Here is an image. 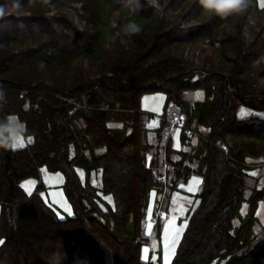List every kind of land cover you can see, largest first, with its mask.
I'll return each instance as SVG.
<instances>
[{
    "label": "trees",
    "instance_id": "1",
    "mask_svg": "<svg viewBox=\"0 0 264 264\" xmlns=\"http://www.w3.org/2000/svg\"><path fill=\"white\" fill-rule=\"evenodd\" d=\"M109 1L0 0V264H153L139 253L148 187L191 170L168 158L169 135L144 140L141 96L162 91L187 126L182 93L195 89L208 126L203 184L170 264H264V234L242 241L264 201V162L253 180L244 171L264 158V8L214 5L202 18L204 0H116L147 22L113 19L104 40ZM161 120L159 136L173 129ZM15 129L31 142L12 147ZM42 166L64 174L72 216L59 218L40 186L22 188ZM79 169L99 170L101 186ZM247 188V220L232 234Z\"/></svg>",
    "mask_w": 264,
    "mask_h": 264
},
{
    "label": "rangeland",
    "instance_id": "2",
    "mask_svg": "<svg viewBox=\"0 0 264 264\" xmlns=\"http://www.w3.org/2000/svg\"><path fill=\"white\" fill-rule=\"evenodd\" d=\"M214 5V3H206L204 0L200 16L202 18L207 16L210 8ZM113 19H125L138 26H142L147 22L146 18L119 10L116 6V0H110L105 3L104 9L106 26L103 28L101 36L104 40L110 37L108 28ZM197 47L198 45H194V48ZM182 99L185 110L188 111L190 117V123L186 128L192 131V135L187 136L182 128L169 130L165 126L163 133L159 136L157 128L161 126L163 115L170 117L178 113L173 111L172 105L165 111L166 96L162 91L148 92L141 96V110L146 117L143 125L144 135L146 136L144 140L147 143L150 141L163 146L167 136H171V147L167 153L168 158L174 161L182 160L191 170L185 179L182 176L175 185L168 188L162 184H154L148 187L146 209L141 224L146 241L141 244L139 253L141 260L153 264H165L166 251L170 263L173 260L182 239V233L190 211L197 203V193L203 184V175L200 173V169L203 166L202 155L205 151L208 126L198 123L195 108L197 103L204 101L205 93L199 89L187 90L182 93ZM249 113L250 111L247 108H242L239 111L240 116H245ZM253 113L258 114V112ZM12 123L17 125L14 119H12ZM112 127L113 125L111 124ZM10 137L11 145L16 144L18 145L17 147L27 145L32 140L31 137L21 133L19 129L12 130ZM250 159L247 162L248 165L244 167V171L247 175L246 178H252L253 180L258 174L256 167L261 162H264V158ZM78 172L82 177V181H85L88 177L93 185L101 186L99 170L90 169L86 171L85 169H79ZM64 180L65 177L62 171H51L42 166L37 176L26 177L22 180L21 186L27 194L32 193L37 186H40L39 192L43 199L52 207L56 215L63 219L73 215L72 205L64 193ZM249 194L250 191L247 188L246 196L242 199L239 206L232 234H236L238 226L247 220ZM103 199L108 205L113 206L112 198L109 194L103 195ZM105 206L107 207L106 204ZM159 212H161V215H159ZM255 215L256 223L252 233L242 238V241L247 243L248 246H252L263 237L264 201L260 200L255 204ZM127 224L132 228L133 221L131 216L128 217ZM173 239L176 241L174 244H172ZM168 245H171V247H168ZM145 248L147 251L142 252V249Z\"/></svg>",
    "mask_w": 264,
    "mask_h": 264
},
{
    "label": "snow or ice",
    "instance_id": "3",
    "mask_svg": "<svg viewBox=\"0 0 264 264\" xmlns=\"http://www.w3.org/2000/svg\"><path fill=\"white\" fill-rule=\"evenodd\" d=\"M206 3H214L217 7H230V8H240L241 4L245 2V0H205ZM259 6L261 8H264V0H259ZM13 147H17L18 145L13 144ZM176 241L173 239L172 244H174ZM2 243V241H0ZM168 247H171V245H168ZM147 249H142V252H146ZM144 258V257H142ZM165 264H170V261L168 259L167 251L165 254Z\"/></svg>",
    "mask_w": 264,
    "mask_h": 264
},
{
    "label": "built area",
    "instance_id": "4",
    "mask_svg": "<svg viewBox=\"0 0 264 264\" xmlns=\"http://www.w3.org/2000/svg\"><path fill=\"white\" fill-rule=\"evenodd\" d=\"M169 123L172 128H182L184 133H186L187 136L192 135V131L189 128H186L185 126V115L183 113L173 114L169 117ZM164 167L167 169L169 168L168 164H165ZM160 180L165 179V175L162 174L159 177ZM159 215H161V212H159Z\"/></svg>",
    "mask_w": 264,
    "mask_h": 264
},
{
    "label": "clouds",
    "instance_id": "5",
    "mask_svg": "<svg viewBox=\"0 0 264 264\" xmlns=\"http://www.w3.org/2000/svg\"><path fill=\"white\" fill-rule=\"evenodd\" d=\"M248 6V0H245L244 3L241 4L240 8L236 9L237 11H243ZM3 14V7H0V15ZM5 145L0 144V147H3Z\"/></svg>",
    "mask_w": 264,
    "mask_h": 264
},
{
    "label": "water",
    "instance_id": "6",
    "mask_svg": "<svg viewBox=\"0 0 264 264\" xmlns=\"http://www.w3.org/2000/svg\"><path fill=\"white\" fill-rule=\"evenodd\" d=\"M145 241H146V237L143 236V239H142L141 242H145Z\"/></svg>",
    "mask_w": 264,
    "mask_h": 264
},
{
    "label": "crops",
    "instance_id": "7",
    "mask_svg": "<svg viewBox=\"0 0 264 264\" xmlns=\"http://www.w3.org/2000/svg\"><path fill=\"white\" fill-rule=\"evenodd\" d=\"M170 147H171V136H170Z\"/></svg>",
    "mask_w": 264,
    "mask_h": 264
}]
</instances>
